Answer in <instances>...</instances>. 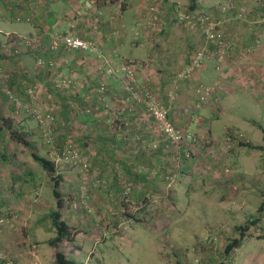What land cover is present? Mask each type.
<instances>
[{"label":"rangeland","instance_id":"obj_1","mask_svg":"<svg viewBox=\"0 0 264 264\" xmlns=\"http://www.w3.org/2000/svg\"><path fill=\"white\" fill-rule=\"evenodd\" d=\"M228 1L215 0L212 7L215 9L217 4L216 9L221 12L222 5ZM256 1L241 0L238 4L246 19L248 7L253 4L258 13L251 20L259 23L264 16V0ZM38 2L44 4L49 0ZM257 22L255 24L263 28L259 29L256 37L260 47L252 55H256L255 52L260 49L264 50L261 48L264 44V26ZM0 27L1 39L3 33L23 29L25 24L14 21ZM20 40L22 42L17 45L16 51L0 48V119L8 120L11 127L28 142L24 146L16 143L9 132L1 127L0 255L6 261L10 264H36L37 259L41 264H53L54 251L48 245V241L56 235L51 216L56 209L53 182L40 164L34 161L33 153L52 161L55 175L60 177L58 190L63 201V208L59 210L60 220L71 225L75 234L73 241L62 244L67 259L82 264H234L224 257V249L235 239L234 236L239 237L237 229L241 227L251 230H247L248 238L253 239L256 245H264V224L257 220V216L222 213L217 206L221 190L216 189V185L210 186L209 194L204 193L203 183L214 179L213 175H219L220 179L224 175L235 176L229 165L223 163V156L234 155L236 147L240 146L239 140L247 142L241 131L229 132L233 138L230 144L225 140L229 136L227 134L216 148L212 146L210 136L193 132L198 142L189 158H181L170 152L171 148L157 129H145L150 132L147 153L162 148L164 159H161L163 162L157 160V164L161 162L160 165L166 166L167 175L163 176L159 170L153 172L150 167L143 168L136 165L137 160H131V165L135 166L129 168L131 181V177H144L146 174L148 181L158 177V185L162 188L161 193L150 192L145 197L142 195L137 200H131L129 195L133 193L134 186L126 175L127 168L122 167L123 163H128L125 156L128 153L123 147L128 142L137 146L141 143L140 137L136 138L134 134L130 136V129L112 136V128L119 126L120 122L107 120L105 134H109L100 138L92 133L93 123L77 118L65 121L58 117L57 106L46 102L45 92L38 85L27 86L21 82L19 88H12L9 83L12 71L24 63L23 42H32L30 38ZM258 59L264 63V54ZM237 95L236 116L241 119L254 117V122L263 125L260 118L264 114V104L256 109L249 96L245 97L240 92ZM115 109L112 106L109 110ZM47 115L54 118L50 123L47 122ZM223 120L219 119L216 125H222ZM254 122L246 124L245 130L259 134L260 131L255 128L258 125ZM46 131L49 133L47 136ZM259 135L263 137L262 132ZM105 139H108V143ZM111 144L114 145L110 150L104 151L105 145ZM66 146H71L79 159L85 161V169L66 162L62 157ZM238 150L242 152V158L250 153L252 162L258 163L257 152L248 148L243 151L240 147ZM104 156L108 158V163L102 159ZM248 165L245 163L244 168L247 169ZM82 186L85 187L83 196L80 190ZM192 194L199 199L194 204L192 202L196 210H192L193 205L188 204V198L194 197ZM204 194L206 199H202ZM9 218L13 227H9ZM263 248H259V251L264 255ZM0 264L4 262L0 260ZM255 264H264V256Z\"/></svg>","mask_w":264,"mask_h":264},{"label":"crops","instance_id":"obj_2","mask_svg":"<svg viewBox=\"0 0 264 264\" xmlns=\"http://www.w3.org/2000/svg\"><path fill=\"white\" fill-rule=\"evenodd\" d=\"M38 1L0 0V25L14 21L25 24L23 29L3 33L0 48L11 35L16 39L30 38L32 41L28 47L25 46L23 65L16 66L12 71L9 81L12 88L15 89L21 82L27 86L38 85L45 92L46 102L57 106L58 117L65 121L85 119L93 123L92 133L100 138L109 134L105 132L110 120L120 122L119 126L114 125L112 128V136L119 135L121 130L130 129V136L134 134L136 138L140 137L141 143L137 146L128 142L123 147L128 153L125 155L128 163L122 164V167L127 168L126 175L134 186L129 196L131 200H137L150 192L161 193L162 188L158 185V177L148 181L146 174L144 177L135 176L131 181L129 168L135 167L131 165V160H137L136 165L143 168L150 167L153 172L159 170L163 176L167 175V171L166 166L160 165L161 162L157 164V160L164 159L162 148L147 153L150 132L145 129H156L153 119L141 106L127 100L128 96L123 90V73L111 75V71L121 65H131L137 78L148 83L157 99L169 108L175 126L189 129L200 136H210L215 148L229 132L238 130L243 133L250 146H244L246 143L240 140V150L248 148L257 152L258 163L252 162L250 153L242 158L237 146L234 155L223 156V163L229 165L235 176L224 175L220 179L219 175H213L214 179L204 181V193L209 194L210 186L216 185V189L221 190L217 206L226 215L264 214V114L260 118L263 120L261 125L253 121L254 117L241 119L235 113L238 110L236 99L239 92L245 97L249 96L256 109L264 104V63L258 59L264 50L255 52L256 55L244 52L246 47L253 45L259 29L263 28L255 24L257 21L251 20L258 13V9L252 7L253 4L248 7L247 19L237 21L232 15L236 14L241 0H234V9L228 13L216 9L217 4L214 9L212 4L215 0H121L119 3L99 6L94 0H49L44 4ZM175 6L182 9L194 6L193 10L209 13L222 34L236 43L230 56L219 61L214 54V47L208 45L198 31L180 26L173 17L172 8ZM149 7L159 11L160 29L157 32L146 30L140 25ZM66 30L80 39L95 42L101 53L67 51L62 46L58 51L51 52L50 34ZM202 49L207 50V60L191 77L177 80V75ZM38 60L43 61V65H39ZM60 80L66 83L70 81V84L58 89L56 82ZM199 84L211 85L216 90L202 109L193 113L197 100L196 87ZM102 85L104 92H99ZM173 85H176L177 97L169 101L166 95ZM112 106L116 109L110 111ZM219 119L225 121L217 126ZM253 122L258 125L255 128L262 132L263 137L253 130H245L246 124ZM105 140L108 143V139ZM112 145H105L104 151L110 150ZM170 152L175 154L174 151ZM102 159L108 163L106 156ZM219 163L222 164V161L219 160ZM245 163L249 164L247 169L244 168ZM205 194L202 199H206ZM192 196L188 198V204L199 200L195 194ZM194 207L191 206L192 210H196ZM9 225L13 227L11 220ZM246 234L231 254L234 264L235 260L237 264L238 261L240 264H255L264 256L259 251L264 245H256ZM35 263L41 264L37 259Z\"/></svg>","mask_w":264,"mask_h":264},{"label":"built area","instance_id":"obj_3","mask_svg":"<svg viewBox=\"0 0 264 264\" xmlns=\"http://www.w3.org/2000/svg\"><path fill=\"white\" fill-rule=\"evenodd\" d=\"M233 8V1L230 0L228 3H224V5H222L221 12L228 13ZM240 8L241 9H239L234 15L235 20L245 19L244 11L242 7ZM172 12L174 19L179 25L184 26L190 31H198L203 36L205 42L208 45L214 47V54L219 61H223L228 58L236 48L235 41L224 37L222 32L218 29V24L207 12L198 10L187 11L179 6L172 8ZM17 20L19 21L20 19L17 18ZM159 20V11L155 7H149L147 15L144 17L140 25L146 30L157 32L160 29ZM257 24L264 26V16L259 20V23L257 22ZM24 43L28 46L30 45L29 41H24ZM61 46L67 51H81L83 53L95 54L101 53L95 42L80 39L79 37L72 34V32L69 30L55 31L50 34V51L56 52ZM10 47L11 44L9 43H4L2 45L4 50L13 51L10 49ZM12 47H14V45H12ZM258 47H260L259 41L255 39L253 45L246 47L244 52L245 54L249 55ZM261 48L264 49V44ZM13 49L15 51L17 50V48ZM206 52L207 50L205 49L196 52L190 63L181 73L177 75V80L191 77L207 60L208 56ZM38 64L43 65V61L38 60ZM49 66L52 67L51 62H49ZM119 72H122L124 76L123 90L128 96L127 100L133 101L145 110L147 115L153 119L156 129L163 137L167 146L170 147L178 157L189 158L193 147L198 142L195 134L189 129L174 125L170 117L169 108L163 102L157 99L148 84L140 82L136 76L133 66L121 65L118 69L111 71V75L117 76ZM69 84L70 81L67 83L62 80L56 82L57 87H66ZM101 90H103V85L101 86ZM176 90V85H173L172 88L167 92L166 96L169 101H173L177 97ZM215 90V87L211 85L199 84L196 87L197 100L193 107V113H198L202 109L204 103H206L207 99L215 92ZM29 94H31V91H29ZM46 119L47 122L50 123L54 118L50 115H47ZM48 134L49 133L46 131L45 135L47 136ZM225 140L228 144H230V142L233 140L232 135L226 136ZM48 141H50V139H48ZM62 157L70 165L80 166L82 169H85L87 166L84 160L79 159L78 155L71 146H66L62 152ZM225 172L228 173L227 170ZM84 189L85 187L83 186L80 189L82 196L84 194ZM126 191H129V189ZM259 219L264 224V214H262ZM0 260H2L4 264H10L9 261H6L3 255H0Z\"/></svg>","mask_w":264,"mask_h":264},{"label":"trees","instance_id":"obj_4","mask_svg":"<svg viewBox=\"0 0 264 264\" xmlns=\"http://www.w3.org/2000/svg\"><path fill=\"white\" fill-rule=\"evenodd\" d=\"M120 1L121 0H94V3L99 6V5H104V4L119 3ZM189 9H185V10L194 11L193 10L194 6H191ZM245 20H246V15H245L244 21ZM21 42L22 41L19 38L16 39L15 36H12V35L10 38L8 37V40H7V43H9V44L11 43L10 49H12V50H13V48H17V45ZM12 44H14V47H12ZM23 46H24V49H25V46L28 47V45H26L25 43ZM1 127H4L9 132L10 138L12 140H14L16 143L23 145V146L28 145V142L26 141V139L24 137H22L17 131H15L13 129V127H11L8 120L4 121L3 119H0V132L2 131ZM238 142H240L239 144L241 145V141L239 140ZM243 145L247 146V147L250 146L247 143L243 144ZM252 148L257 149L260 147H252ZM32 156H33L34 161H36L37 163L40 164L42 169L48 174L51 181L53 182L52 194H53V197L55 199L56 209H55V211H53L51 213L52 214L51 216H52L54 228L56 230V235L53 239L48 241V245L51 248H53V251H54L53 252V264H82V263L76 262L75 260L67 259L66 256L64 255L63 251H62V244L65 241H68V242L73 241L75 234H74V228L71 225H68L66 222L60 220L59 210L63 208V201H62V195L58 190L59 184H60V177L55 175L56 174L55 165L52 161H50L47 158L40 157L34 153L32 154ZM128 174H130V173H128ZM131 178L133 181L135 177H131ZM145 196L146 195H144V197ZM127 205H129V204H127ZM124 206L125 205H123V207ZM259 217L260 216L257 215L258 221H260ZM237 230L239 231V237L231 240L226 245V247L224 249V257L226 259H228L229 262H233V260L231 259V254L234 251V249L237 248L239 246L240 242L243 240L245 232L248 230V228L247 227H241Z\"/></svg>","mask_w":264,"mask_h":264}]
</instances>
